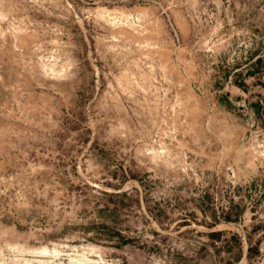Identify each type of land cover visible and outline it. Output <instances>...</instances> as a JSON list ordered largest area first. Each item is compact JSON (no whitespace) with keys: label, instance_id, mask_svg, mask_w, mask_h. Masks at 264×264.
I'll use <instances>...</instances> for the list:
<instances>
[{"label":"rangeland","instance_id":"obj_1","mask_svg":"<svg viewBox=\"0 0 264 264\" xmlns=\"http://www.w3.org/2000/svg\"><path fill=\"white\" fill-rule=\"evenodd\" d=\"M0 264H264V0H0Z\"/></svg>","mask_w":264,"mask_h":264}]
</instances>
